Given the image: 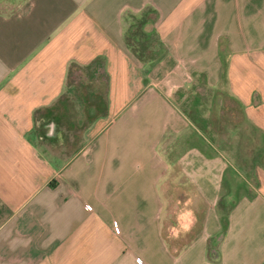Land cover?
Returning a JSON list of instances; mask_svg holds the SVG:
<instances>
[{
  "label": "crops",
  "instance_id": "0c3cea01",
  "mask_svg": "<svg viewBox=\"0 0 264 264\" xmlns=\"http://www.w3.org/2000/svg\"><path fill=\"white\" fill-rule=\"evenodd\" d=\"M149 12L161 52L143 62L127 37ZM73 64L101 71L104 90L64 98ZM199 78L263 138L222 234L218 204L245 148L237 127L231 143L210 139L180 109L175 95ZM59 105L62 130L87 122L75 141L42 134ZM171 178L205 205L178 251L164 230ZM0 264H264V0H0Z\"/></svg>",
  "mask_w": 264,
  "mask_h": 264
},
{
  "label": "rangeland",
  "instance_id": "374dc122",
  "mask_svg": "<svg viewBox=\"0 0 264 264\" xmlns=\"http://www.w3.org/2000/svg\"><path fill=\"white\" fill-rule=\"evenodd\" d=\"M153 18L154 14L149 12L145 18H143L144 20H137L129 31V36L127 38L128 44L135 51L138 59L143 62L153 59L156 54L161 52L159 41L151 32ZM151 47H157L158 50H151ZM90 72H93V70L84 69V74L80 79V73L77 71L74 80L69 81V89L64 98L69 100L72 98L75 100L84 99V92L89 88H87V86L93 87L98 84L97 79ZM100 78L103 81V76L101 74ZM100 90L101 92L104 90V84L100 85ZM175 96L180 109L205 135L210 137V139H215L214 136L216 135L218 139L231 143L233 140L231 136H229L228 129L231 127H237L239 129L240 132L235 142L240 144V146L242 142H244L245 153H242L243 161L239 162L238 165L240 168H238L237 172L234 174L235 185L234 187L228 186L225 188L224 198L231 204L236 201L235 198L242 192H251L253 185L252 176L249 173L253 171V168L256 167L260 158H262V156H258L259 152L263 149V138L248 124L237 103L227 97L226 94L221 92L213 93L207 90L202 78L197 80L193 88L182 91ZM80 116L85 117L82 109L80 111ZM86 120L88 119L85 117V120L81 122H86ZM259 148H261V150ZM253 156L255 157L253 158ZM166 187L167 193L169 194V214L165 217V236L169 243L177 249L181 240L188 241L192 237H195L197 234L196 232L201 227L203 203L195 202L196 195L194 196V190L189 189L190 187L186 186L178 189L177 182L172 178L167 182ZM177 198H181L182 200L179 202L176 200ZM193 199L195 201H193ZM195 203H197V207H195ZM194 208H197L199 211L198 220L190 231H185L188 222H183V224H181V229L183 231H179V228L175 229L174 227L178 225L177 222H179L178 214L182 212V210L189 211Z\"/></svg>",
  "mask_w": 264,
  "mask_h": 264
},
{
  "label": "trees",
  "instance_id": "16d2710c",
  "mask_svg": "<svg viewBox=\"0 0 264 264\" xmlns=\"http://www.w3.org/2000/svg\"><path fill=\"white\" fill-rule=\"evenodd\" d=\"M142 19H140V20H142ZM84 69L87 70L86 68H83L82 66H80L78 64H73L70 67V70H69V81H73L74 80L77 71L80 73L79 74V78L81 79L82 78V75L84 74ZM100 74L103 76V74L101 73V71H97L95 73L94 77L97 79L98 84H104V85H106L105 79L103 78V81H102V79L100 78ZM236 203H237V201H234V202H232L230 204L229 201L225 200L224 195L221 197V199L219 201L218 209H219V214H220L221 223H222L221 232H220L221 234L224 233L226 231V229H227L228 222H229V214H230V211L232 210V208L235 206ZM202 215H203V217H202L201 227L196 232L197 234L195 235V237H192L188 241L181 240V243L178 246L177 251L178 250H181L184 246H186L188 243H190L194 238H196L200 234V232L202 230V227H203V222H204V219H205V205L204 204H203V214ZM197 220H198V214H197ZM220 236L219 235L216 236V238L210 240V242H209V253H210V255H211V257L213 259L216 258L215 257L214 250L217 249V247H218V243L217 242H218V239L220 238Z\"/></svg>",
  "mask_w": 264,
  "mask_h": 264
},
{
  "label": "flooded vegetation",
  "instance_id": "af4514ba",
  "mask_svg": "<svg viewBox=\"0 0 264 264\" xmlns=\"http://www.w3.org/2000/svg\"><path fill=\"white\" fill-rule=\"evenodd\" d=\"M87 100L90 104H95L100 106V97L98 95H87ZM63 108L59 105L55 109V113L52 115H48L43 117L41 120V131L44 137H48V134L52 133V126L56 125L57 135L55 137L49 136L52 140H66L68 142H72L73 140H77L79 134L83 131L86 123L78 124L77 122L67 127V130H62L61 123L63 122Z\"/></svg>",
  "mask_w": 264,
  "mask_h": 264
},
{
  "label": "water",
  "instance_id": "95a60500",
  "mask_svg": "<svg viewBox=\"0 0 264 264\" xmlns=\"http://www.w3.org/2000/svg\"><path fill=\"white\" fill-rule=\"evenodd\" d=\"M219 102H220V100H219ZM86 112H87V115L93 119V118H96L102 111L98 109L97 105L88 103L86 106ZM56 135H57L56 125H53L52 126V133L48 134V136L55 137Z\"/></svg>",
  "mask_w": 264,
  "mask_h": 264
},
{
  "label": "built area",
  "instance_id": "2783aa9c",
  "mask_svg": "<svg viewBox=\"0 0 264 264\" xmlns=\"http://www.w3.org/2000/svg\"><path fill=\"white\" fill-rule=\"evenodd\" d=\"M84 206H85V209L90 211L93 209V206L86 200H84ZM140 261H142L141 259H139Z\"/></svg>",
  "mask_w": 264,
  "mask_h": 264
}]
</instances>
